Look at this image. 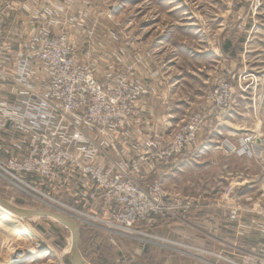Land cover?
Here are the masks:
<instances>
[{
    "label": "rangeland",
    "instance_id": "1",
    "mask_svg": "<svg viewBox=\"0 0 264 264\" xmlns=\"http://www.w3.org/2000/svg\"><path fill=\"white\" fill-rule=\"evenodd\" d=\"M89 2L87 21L89 26L96 24L94 37L102 18L107 45L128 48L140 41L142 47L164 48L167 56L178 59L173 71L184 79L176 118L198 111L200 103H206V94L225 80L231 86L232 121L224 123L228 114L221 118L219 126L206 130L182 162L175 161L151 178L162 183L171 199L176 196L190 207L176 208L171 216L155 218L137 232L109 229L101 223L106 219L101 203L83 197L79 188L73 192L67 182L40 184V176L34 173L13 179L10 171L0 169V196L12 204L19 201L14 205L21 209L73 219L79 228L80 255L89 264H233L229 206L248 198L252 204L264 203V0ZM46 5L55 9L56 0ZM56 12L55 36L68 38L69 7ZM217 38L221 53L214 57ZM229 59L237 64L234 83L228 78ZM210 71L216 74L214 79ZM247 138H251L248 143ZM19 221L33 238L26 240L19 227L1 224L0 264H70L72 241L67 229L49 218Z\"/></svg>",
    "mask_w": 264,
    "mask_h": 264
},
{
    "label": "built area",
    "instance_id": "2",
    "mask_svg": "<svg viewBox=\"0 0 264 264\" xmlns=\"http://www.w3.org/2000/svg\"><path fill=\"white\" fill-rule=\"evenodd\" d=\"M41 13L57 19L56 8L45 5ZM95 25L88 24L79 48L92 45ZM5 46L0 45V169L13 179L34 173L40 184L79 188L83 197L103 205L101 223L124 233L171 216L176 208L188 210V202L171 199L151 178L187 157L195 141L228 114L229 82H218L203 108L171 131L147 134L128 154L118 151L119 143L142 94L132 66L101 78L94 64L81 61L66 35L36 29L16 48ZM135 65L142 66L143 59ZM169 200L176 204L168 205ZM251 201L229 206L233 264H264V203Z\"/></svg>",
    "mask_w": 264,
    "mask_h": 264
},
{
    "label": "crops",
    "instance_id": "3",
    "mask_svg": "<svg viewBox=\"0 0 264 264\" xmlns=\"http://www.w3.org/2000/svg\"><path fill=\"white\" fill-rule=\"evenodd\" d=\"M49 1L53 0H20V3H17L16 0H9L8 2L0 0V45L16 48L26 36L32 33L33 29H36V31L41 30L50 36L57 35L55 22L59 23V21L46 20L41 13ZM65 7H69L71 19L67 30L68 40L74 47L79 49L78 56L81 61L94 64L101 78L111 75L113 70L123 69L126 66L134 68L131 74L132 80L142 94L136 104L130 126L124 133L123 140L119 143L121 151L129 154L131 146L140 145L147 134L155 131H171L175 128L184 116L182 115L180 118L175 116L183 101V96H180L183 87L181 85V88L180 84L184 78L181 73H174L173 71L175 67L173 64L177 65L175 61L178 59L167 56L166 51L163 50L164 48L152 51L147 47H142L143 44L141 45L140 41L135 42L138 43L137 45L134 44L128 48L119 43L111 46L107 45L109 35H106L102 30V18H99L97 35L92 40V45L90 46L88 43L79 48V43L85 39L86 27L88 26L87 11L92 9L91 4L89 0H63V3H61V0L59 2L56 0L57 10ZM56 16L58 17V14ZM215 45L216 50L214 48L212 50L213 56L217 55L219 57L221 53L219 38L216 39ZM140 58L143 59V65H135L136 60ZM226 65L229 69L227 71L228 78L234 83L236 61L229 59ZM210 72L212 78L216 77V74ZM204 105L202 101L199 109L203 108ZM225 118L224 123L226 124L232 121L233 114L231 111L228 112ZM218 126L219 124L214 129ZM215 131L220 133L218 130ZM202 135H205V133ZM190 152H188L189 155ZM196 153L198 154V152ZM176 162H182V160ZM173 171L174 168L168 172ZM210 213V216H215V213ZM214 222L216 221L214 220Z\"/></svg>",
    "mask_w": 264,
    "mask_h": 264
},
{
    "label": "water",
    "instance_id": "4",
    "mask_svg": "<svg viewBox=\"0 0 264 264\" xmlns=\"http://www.w3.org/2000/svg\"><path fill=\"white\" fill-rule=\"evenodd\" d=\"M14 204H19L14 203ZM14 204L6 201L0 196V208L10 215H14L19 219L25 217H41V218H49L60 225H62L65 229L70 232L71 235V246H70V264H89L85 261L79 252V228L76 222L68 218L62 214H58L55 212L42 211V210H34V209H21L16 207Z\"/></svg>",
    "mask_w": 264,
    "mask_h": 264
},
{
    "label": "bare ground",
    "instance_id": "5",
    "mask_svg": "<svg viewBox=\"0 0 264 264\" xmlns=\"http://www.w3.org/2000/svg\"><path fill=\"white\" fill-rule=\"evenodd\" d=\"M0 210L2 209L0 208ZM2 212L3 213L0 215V225H13L14 227H19V233L22 234L26 240H31L33 238L32 233L25 228L18 217L10 215L4 210H2ZM82 217H84V214H82Z\"/></svg>",
    "mask_w": 264,
    "mask_h": 264
}]
</instances>
